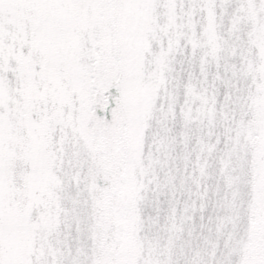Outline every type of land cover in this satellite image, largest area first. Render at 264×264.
Segmentation results:
<instances>
[{
	"label": "snow or ice",
	"instance_id": "1",
	"mask_svg": "<svg viewBox=\"0 0 264 264\" xmlns=\"http://www.w3.org/2000/svg\"><path fill=\"white\" fill-rule=\"evenodd\" d=\"M0 264H264V0H0Z\"/></svg>",
	"mask_w": 264,
	"mask_h": 264
}]
</instances>
